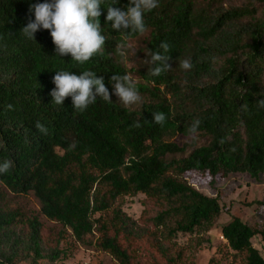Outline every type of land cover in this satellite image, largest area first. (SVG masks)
<instances>
[{"label": "trees", "instance_id": "1", "mask_svg": "<svg viewBox=\"0 0 264 264\" xmlns=\"http://www.w3.org/2000/svg\"><path fill=\"white\" fill-rule=\"evenodd\" d=\"M229 1L159 0L145 14L147 37L137 59H128L143 82L136 83L141 101L125 108L114 95L112 102L97 98L80 113L70 97L62 105L52 103L55 71L91 70L110 92L112 75L130 73L115 51L124 36L106 24L104 7L111 0L101 6L104 55L83 66L71 55L56 56L49 31H37L34 40L21 33L35 19L30 6L44 0H0V162H13L0 185L16 196L31 194L40 215L83 249L118 264H146L140 258L149 248L161 258L151 257L150 264H181V253L172 254L167 243L176 234L209 229L222 211L216 197L184 178L264 176V108L257 105L264 99V0ZM127 4L117 0L114 7ZM165 41L172 69L151 76L146 53L162 51ZM184 59L191 60L190 71L180 68ZM159 112L166 115L163 126L153 122ZM195 119L201 121L202 144L165 140L189 137ZM37 121L47 135L36 129ZM136 122L141 127H133ZM137 194L145 196L139 221L120 207L123 197ZM17 218L0 195V264H38L44 258L52 264L59 253L44 247L38 220H29L23 231ZM256 234L235 217L220 227L240 264H264L252 247ZM258 234L264 236V228Z\"/></svg>", "mask_w": 264, "mask_h": 264}, {"label": "clouds", "instance_id": "2", "mask_svg": "<svg viewBox=\"0 0 264 264\" xmlns=\"http://www.w3.org/2000/svg\"><path fill=\"white\" fill-rule=\"evenodd\" d=\"M106 0H44L30 6L29 12L33 13L35 19L29 20L22 28L21 33L34 40V35L39 30H47L55 45L56 56L71 55L72 61L83 66L96 55H104L106 37L102 34L100 17L101 6ZM117 0L107 3L106 24L124 36V42L117 44L116 53L122 62H127L129 51L132 46L128 41L133 35L143 36L147 32L145 25V14L159 7V0H128L124 7H114ZM162 51H149L146 53L148 59L145 63L152 65L148 74L160 76L170 71L171 46L168 42L160 44ZM180 68L190 71L193 67L190 59L180 61ZM112 91L106 87L104 78L97 77L91 70H84L79 75L70 71H55L52 83L55 87L51 90L52 103L62 105L66 98L70 97L76 112H84L90 105L96 103L97 98L112 102V96L125 108H130L141 101L139 90L130 74L112 75ZM258 107L264 108V99L257 103ZM243 107V106H242ZM7 110H13L11 104L6 106ZM166 121V115L162 112L153 114V122L161 126ZM201 121L195 119L188 128L189 137L195 141L198 139V129ZM36 129L47 135V128L39 121L35 124ZM133 127L139 128V122ZM223 143V141H221ZM13 167L11 160L0 162V175L7 174Z\"/></svg>", "mask_w": 264, "mask_h": 264}, {"label": "rangeland", "instance_id": "3", "mask_svg": "<svg viewBox=\"0 0 264 264\" xmlns=\"http://www.w3.org/2000/svg\"><path fill=\"white\" fill-rule=\"evenodd\" d=\"M246 1L248 0H230L229 3L239 4ZM146 37L147 34H144V37L128 41L132 46L128 59H137L139 49L143 47ZM128 59L124 63L130 70L129 74L135 83H143L134 74L135 65ZM165 140L180 146L183 143H190L191 138L176 134ZM195 142L202 144L204 139L198 137ZM184 179L203 195L216 197L222 211L209 229L200 228L190 234L179 233L169 244L167 243L172 254L181 253V264H240V260L234 256L225 240L220 238V227L232 217L239 219L257 233L251 239L252 247L264 258V236L258 234L264 228V176L253 180L246 174H228L221 178H211L206 173H197L188 174ZM0 195L5 207L18 215L17 229L26 231L29 220L33 218L38 220L43 228L44 247L55 249L59 253L52 264H118L105 253L86 250L75 244L69 233L62 232L58 224L49 222L40 215L38 202L31 194L16 196L0 185ZM144 200L143 194L125 196L120 201V207L128 217L139 221L143 218L145 210ZM148 230L154 232L150 227ZM155 233L162 235L160 229ZM163 245H166V242H163ZM153 256L161 259L147 248L145 260L140 258V261L150 264V258ZM38 264L51 263L48 258H44Z\"/></svg>", "mask_w": 264, "mask_h": 264}, {"label": "built area", "instance_id": "4", "mask_svg": "<svg viewBox=\"0 0 264 264\" xmlns=\"http://www.w3.org/2000/svg\"><path fill=\"white\" fill-rule=\"evenodd\" d=\"M221 239L223 238V237H220Z\"/></svg>", "mask_w": 264, "mask_h": 264}]
</instances>
